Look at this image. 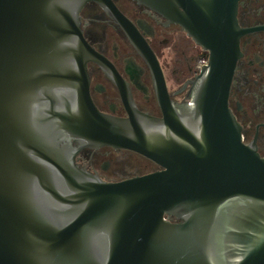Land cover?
<instances>
[{
	"label": "water",
	"instance_id": "water-1",
	"mask_svg": "<svg viewBox=\"0 0 264 264\" xmlns=\"http://www.w3.org/2000/svg\"><path fill=\"white\" fill-rule=\"evenodd\" d=\"M90 1L111 6L0 0V264H264V159L228 105L239 0H134L209 52L185 106L112 7L151 66L162 118L133 104L118 118L92 102L87 63H108L80 27ZM103 146L163 170L106 182L76 165L79 150Z\"/></svg>",
	"mask_w": 264,
	"mask_h": 264
},
{
	"label": "flooded vegetation",
	"instance_id": "flooded-vegetation-1",
	"mask_svg": "<svg viewBox=\"0 0 264 264\" xmlns=\"http://www.w3.org/2000/svg\"><path fill=\"white\" fill-rule=\"evenodd\" d=\"M109 2L111 6L90 1L80 12L84 38L108 63H87L89 93L96 108L106 115L127 118L133 104L142 113L163 117L151 66L128 37L114 9L136 28L155 54L170 100L177 106L188 104L189 82L207 64L209 52L197 45L180 24L158 12L134 0ZM236 19L242 30L241 55L228 105L241 126L243 143L255 145L264 159V0H239ZM73 145L79 146L77 142ZM75 163L106 182L163 170L134 151L112 146L83 148L76 154ZM171 221L179 222L175 218Z\"/></svg>",
	"mask_w": 264,
	"mask_h": 264
},
{
	"label": "rangeland",
	"instance_id": "rangeland-1",
	"mask_svg": "<svg viewBox=\"0 0 264 264\" xmlns=\"http://www.w3.org/2000/svg\"><path fill=\"white\" fill-rule=\"evenodd\" d=\"M202 63H203V62H200L199 65L202 66V65H203Z\"/></svg>",
	"mask_w": 264,
	"mask_h": 264
}]
</instances>
